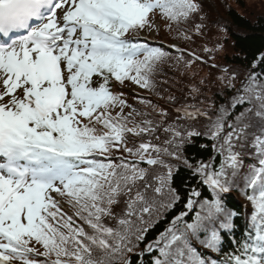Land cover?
Instances as JSON below:
<instances>
[{
    "label": "snow or ice",
    "instance_id": "6c2138e0",
    "mask_svg": "<svg viewBox=\"0 0 264 264\" xmlns=\"http://www.w3.org/2000/svg\"><path fill=\"white\" fill-rule=\"evenodd\" d=\"M201 8L197 0H0V264H132L127 254L141 243L148 264H264V53L215 118L194 105L176 109L184 123L164 129L174 151L150 140L129 147L157 126L136 123L149 114L113 90L125 82L153 90L169 54L137 37L157 15L171 30ZM201 118L204 132L195 128ZM201 136L210 159L183 157ZM113 152L133 159L117 163ZM161 156L180 161L197 186L182 193L173 184L180 165ZM141 164L164 172L150 179ZM232 191L250 210L229 207Z\"/></svg>",
    "mask_w": 264,
    "mask_h": 264
},
{
    "label": "trees",
    "instance_id": "16d2710c",
    "mask_svg": "<svg viewBox=\"0 0 264 264\" xmlns=\"http://www.w3.org/2000/svg\"><path fill=\"white\" fill-rule=\"evenodd\" d=\"M237 2L240 6L244 4L242 0H237ZM197 3L202 5L201 11L193 16L187 23L180 25L179 28L173 24L171 25V30H169L168 23L157 15L156 17L158 18L160 29H158V31L157 28H154L151 31H142L137 37V40L140 43H146L150 47L159 48L162 51L167 52L169 56L157 65L156 70L151 77L154 83L153 90L149 91L139 86L137 90H134V87H137V85L130 82H125V85L122 88L116 87L113 89L117 92L122 91L124 94L123 98H128L133 101V107L149 114L147 117L134 116L136 123H140L144 119H151L154 125L157 126L155 133L147 135L144 138L131 137L128 144L129 147H132L133 143L138 145L139 143L150 140L153 145H158L161 148H168L171 151L172 145L166 143V141L171 138V133L165 132L164 129L169 125L184 123L183 121L177 120V116L180 114L177 113L176 109L181 105H194L207 112L209 102H204L202 105L200 102L198 103L194 100V84L190 85L188 88L185 87V85L193 82L189 77H195L194 74L196 73V70L187 66L185 67L180 63L177 65L175 64L177 63L176 57L183 56V60L187 63L198 61L204 63L203 65H206L207 55L203 54L201 49L203 46L202 41H204L205 36H207L203 35V30L204 32H207L206 30L213 31L214 29H221L225 33V45H223L225 52H227L223 56V69L225 72L229 71L230 68L252 72L253 69L251 65L254 59L264 53V15L257 13L253 15L252 13L248 14L247 12L242 14L238 9L221 0H197ZM197 25H201L199 31L197 30ZM185 35L190 38L184 39L183 37ZM219 40L220 39H218V41ZM170 42H178L180 47L177 48ZM207 65L208 69L211 71L216 69L214 63H207ZM171 68L176 69L180 78L179 75L175 78L170 77ZM165 79L169 81V87L165 86ZM178 79H180L181 82H179ZM217 90V88L214 89V92L212 93V101L220 100L227 105L226 95L229 94V90L225 89V91L221 93ZM205 94V97L208 98V94ZM141 99L146 101H149L150 99H152V101L157 100L155 102L160 104L159 106L162 111L168 114L167 119L161 117L160 113L150 111L148 108L150 105L141 103ZM218 109L219 108H216L212 113L213 118H215ZM206 123L207 121H204V119L201 118L200 122L195 125L196 130L204 132V125ZM157 137H159V139H157ZM202 144L208 145V147H201ZM181 154L192 162L198 160H204L207 162L212 155L210 141L204 139L202 136L193 137L189 142L184 144L181 149ZM111 157L112 160L117 163L119 162L117 159L118 157H125L129 160L133 159L132 157H128V154L125 152H113ZM160 158L169 163L180 165L179 170L174 173L173 184L174 186L179 187L182 193H186L189 187L197 186L192 179H186L189 176V170L185 169L181 163L173 161L172 158L168 156H161ZM248 160L249 156L246 155L245 161L247 162ZM140 167L149 168L150 179L156 174L164 172V169L162 168L156 167L153 169L146 164H141ZM226 195L229 197L228 205L230 208L237 209L241 212L250 210L251 205L249 201L240 191H232ZM61 207L69 213L72 211L67 203L62 202ZM122 207L123 205L116 208V211L119 213ZM182 210H184L183 205L179 204L172 211L165 213L155 227L150 229L146 240L148 242L154 240L159 233L168 226L173 216L178 215ZM108 223L115 226L116 222L108 221ZM34 247L37 252L42 253L44 251L41 245H34ZM198 247L200 246L198 245ZM37 259L43 261L46 258L40 256L37 257ZM126 259L131 260L132 264H148L150 256L146 251L145 245L141 243L133 252L127 254Z\"/></svg>",
    "mask_w": 264,
    "mask_h": 264
},
{
    "label": "rangeland",
    "instance_id": "374dc122",
    "mask_svg": "<svg viewBox=\"0 0 264 264\" xmlns=\"http://www.w3.org/2000/svg\"><path fill=\"white\" fill-rule=\"evenodd\" d=\"M223 2H227L229 5L235 7L238 9V11L242 14H245L246 12L248 14L252 13L253 15L255 13L264 15V0H242L243 5L240 6V4H237V0H221ZM244 7V8H243ZM247 10V11H246ZM154 28L160 29V24L158 22V18L155 17L154 21ZM151 29V30H152ZM150 30V31H151ZM207 32H204L203 35H207L204 38L203 46H202V53L206 54L207 56V63H214L216 65V69L211 71L208 69V65H203L204 63L201 62H185L183 59V56H177L175 63L176 65L178 63L183 64L185 67L194 68L196 70V73L194 74L195 77L191 78L193 80L192 83L185 85L186 88H188L190 85L194 84L193 93L195 95L194 100L198 103L200 102L202 105L204 102L208 103V109L207 112L209 115L213 116L212 113L216 110V108H219L222 105H225L223 101H212V93L214 92V89H218L217 91L224 92L225 89L229 90V94L226 95V104L230 103L232 97L236 95V92L238 89L241 88L242 83L246 79V77L250 74V71H241L236 68H230L229 71H224L223 69V56L225 55V50L223 45H225V33L221 29H214L213 31L206 30ZM153 33V32H152ZM206 33V34H205ZM218 39H220L218 41ZM173 45H175L177 48L180 47L178 42H170ZM170 73L172 78H175L179 75L178 72H176V69L171 68ZM180 78V75H179ZM179 82H181L180 79H178ZM229 85H234V87H229ZM135 86V85H133ZM165 86L169 87V81L165 79ZM137 87H134V90H137ZM231 92V93H230ZM208 94V98H206V94ZM228 97V98H227ZM128 104L132 105L133 101L128 98H124ZM151 105L148 107L150 111L155 113H161L163 112L160 104L158 102L152 101L150 99ZM214 102V103H213ZM129 109H125V112H128ZM115 113V112H114ZM172 150L174 151L175 148L172 145ZM173 160V159H172ZM175 161V160H173ZM181 163L180 161H178Z\"/></svg>",
    "mask_w": 264,
    "mask_h": 264
}]
</instances>
